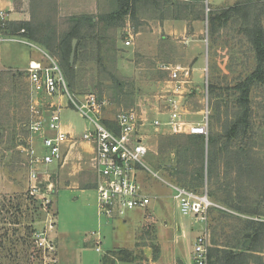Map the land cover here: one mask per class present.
<instances>
[{
    "label": "rangeland",
    "instance_id": "374dc122",
    "mask_svg": "<svg viewBox=\"0 0 264 264\" xmlns=\"http://www.w3.org/2000/svg\"><path fill=\"white\" fill-rule=\"evenodd\" d=\"M263 1L236 0L237 3H248L245 8L252 10L250 19L255 14L254 8L250 5ZM204 2L210 6L213 4V0H204ZM57 3L58 0H42L40 9H37L36 15H32L30 20L32 25L33 23H43L44 29L50 21L49 27L55 32L57 31L59 37L70 29L72 23L68 21L71 15L68 16L67 11L64 10V13L61 14L57 7L58 14L56 15L49 7ZM3 4L4 2H0V10L2 11L6 10ZM206 9L205 12L208 13ZM251 10L248 9L247 11ZM104 12L107 11H101V13ZM9 14L11 13L8 12ZM153 14V12L147 11L143 5H139L137 20L131 21L129 17H126V25L123 29L117 31L110 29L107 32L99 30V33L104 35V39L99 43L91 38L88 39V45L83 51H85L84 53L88 51L89 58L91 54L96 57L101 51L103 63L107 65L109 60L107 57L116 55L115 77L121 82L119 85L105 79L100 80L97 77L99 69L97 64L85 61L81 65L80 62L77 63L75 87L71 91L59 59L53 57L50 52L27 40H23L24 43L11 41L0 43V138L6 150L4 166L6 189H9L10 194L15 196V200L9 201L4 207L6 213H11L8 215L7 224L0 231L1 264H41L38 256L37 259L33 257L37 253L32 243V237L33 232L46 227L45 221L48 217H46L45 211H49L50 214L54 212V216H56L52 237L55 238V233H57V242L55 238L57 264H100L101 258L110 249L124 245L123 241L126 244L123 250L129 251L133 263L120 262L118 264H162L157 261L153 263L151 260L158 253V234H163V225H167V228L171 229H175L176 225L183 229L190 228V225L193 226V231L188 238H181L179 232L178 234L175 233L182 243L187 244L199 234L202 227L194 223L193 219L182 216L177 203L172 198L174 191L170 185L175 182L167 176V173L164 175L161 171L164 169L171 170L173 166L170 165V162H161L162 157L175 158V152H160L161 144L165 138L187 136V134L173 133L169 127H162L159 130L154 129L151 125L156 117L159 118L155 109L156 96L169 93L167 91H170L172 87V85L169 88L164 87L163 82L170 77L169 72L163 71L161 68L163 65L169 67L170 65H179L188 71V83L185 85L184 99H182L186 117L195 121L201 120L202 111L207 102L210 125L213 104L209 93L210 83L216 87L233 84L241 74H246L252 70L254 54L245 44L242 33L246 21L240 12L235 14L236 17L232 18L225 29H221L214 39L210 40L212 42V44L210 42V46H212L210 52L209 48L207 51H202V53L204 52L203 56L199 55V51H195L198 43L194 36L187 35L190 37L173 39L163 35L162 38L161 31L153 28L155 23V20L151 19ZM261 21L264 27V18ZM137 23H139L140 34L135 37L131 26H135ZM179 23L173 22V30H175L176 36L182 34L183 26ZM193 24L194 22L191 23V27ZM167 25L172 26V24ZM164 29L166 35L172 36L170 26H166ZM208 35L206 23H201L200 37L205 40V43H207ZM128 39L132 43L125 46L124 42ZM37 48L46 53L58 65L70 93L77 97L94 93L99 98L105 99L107 103L105 116L109 120L119 110L132 108L139 111L142 120L147 118L141 128V133H147L148 154L143 159V164L147 170L142 169L138 174L141 190L150 198V204L146 209L133 210L125 218H116L118 220L108 219L107 221V219L99 217L97 215L95 189L93 187L75 188L74 183L77 180L81 187L84 184L93 185V176L87 169L78 174L74 173L75 161H71L72 165L69 164L62 169H59L56 164H51L48 168L41 165L37 166L40 175L47 169L48 179H44V175L40 178L41 190L39 195L28 199L23 196L27 172L24 157L17 150V146L24 144L25 139L27 140L30 136L27 129L29 107L34 104L38 105L46 113L50 99L39 94L31 95L26 72L21 73L13 70L22 69L33 56L38 58L40 54ZM30 53L32 56L29 58ZM184 59H186L185 62ZM193 59L196 61L193 62ZM42 62L48 63L45 56ZM109 63L111 64V61ZM6 67L13 69L2 71L7 70ZM262 99L258 92L254 93L256 123L263 130L264 109H261ZM63 105L60 112L62 128L70 127L75 137L84 143L81 136L84 131H92L91 124L69 107L66 96L63 97ZM49 132L35 134L33 138L35 141L37 139L41 141L42 136L49 135ZM176 141L180 142L181 140ZM204 141L206 142L205 139ZM35 150L39 155L44 153L41 143L35 145ZM156 167L160 169H156ZM207 188V184L204 182L203 191L195 189L194 192L202 194L209 191ZM46 199L50 201L49 205L46 204ZM210 201L213 202L211 199ZM214 204L219 206L217 203ZM97 240L100 241L99 246H96ZM163 245H165L164 242ZM97 247H99V251H96ZM168 257L169 254L167 253L165 258ZM185 262L186 264H195L188 255L185 257Z\"/></svg>",
    "mask_w": 264,
    "mask_h": 264
},
{
    "label": "trees",
    "instance_id": "16d2710c",
    "mask_svg": "<svg viewBox=\"0 0 264 264\" xmlns=\"http://www.w3.org/2000/svg\"><path fill=\"white\" fill-rule=\"evenodd\" d=\"M115 2V7L104 13L69 17L68 21L72 25L59 37L57 31L49 27L50 21L44 29L43 23L32 25L31 20L6 21L2 35L36 43L59 59L72 91L77 63L81 65L85 61L97 64V77L100 80L105 79L116 85L121 83L115 77V54L107 57L109 60L105 65L101 51L96 57L91 54L89 58L88 51L84 53L83 50L89 38L98 43L104 39L99 30L107 32L110 29H123L126 17L131 21L137 20L139 5L154 13L151 19L160 23L165 20L183 21L187 23L189 31L192 22L206 19L209 52L212 47L210 40L240 12L246 21L242 33L244 41L254 54L253 68L225 87L210 83L209 93L213 104L207 141L196 135L166 137L160 152H175V158L162 157L161 162H170L173 166L171 170L161 171L164 175L167 173L174 184L193 192L195 189L203 191L206 182L209 200L221 207H213L208 211L209 247L206 264H264V129H260L261 126L258 127L256 123L253 101L254 93L258 92L263 98L261 109H264V27L261 21L264 18V1L250 5L255 13L251 19V8H245L248 3L236 2L231 7L206 13L201 0ZM40 7L31 9V14L36 15ZM49 7L58 14L57 4ZM138 26L139 23L131 26L135 34L140 32ZM74 39L77 40V46L71 64L69 55ZM104 124L111 127L109 120H104ZM175 140H181V143ZM246 240H250V244L242 249ZM130 256L129 251L113 250L101 258L100 264H116L117 261L133 263Z\"/></svg>",
    "mask_w": 264,
    "mask_h": 264
},
{
    "label": "built area",
    "instance_id": "2783aa9c",
    "mask_svg": "<svg viewBox=\"0 0 264 264\" xmlns=\"http://www.w3.org/2000/svg\"><path fill=\"white\" fill-rule=\"evenodd\" d=\"M6 21V14L0 10V43L3 41L24 43V39L19 37L2 35ZM131 43L128 39L124 45L129 46ZM42 54L48 63L30 61L26 68L29 92L31 95H43L51 102H49L46 113L38 105L34 104L29 107L27 129L30 136L27 140L25 139L24 144L17 146V150L24 157L27 172L23 196L28 199L39 195L40 178L44 175L45 179H48L47 171L40 175L37 166L48 168L51 164L62 166L65 162L62 147L70 137L62 128L60 112L63 109L61 100L66 96L69 107L88 120L92 126V131H84L81 139L94 146L93 170L97 215L107 220L122 219L133 210L146 209L150 204V198L142 192L138 174L142 169L147 170L143 164V159L148 154L147 133H141V128L147 118L142 120L139 111L135 108L119 110L111 120L105 118L107 108L105 99L99 98L94 93H88L82 97L70 93L58 65L46 53L42 52ZM161 70L169 72V81L173 83V87L169 93L156 96L157 114H166L167 117H156L151 125L154 129L169 127L173 133L196 135L207 141L209 136L207 102L199 121L187 119L183 108L182 99H184L185 85L188 83V71L165 65ZM104 120H109L111 127L106 126ZM45 131H50L53 135L42 136L41 146L44 153L39 155L33 144V135L43 134ZM5 154L6 150L0 138V231L7 224L8 215L11 213H6L4 207L9 201L15 200V196L10 194L9 189H6ZM170 186L174 191L172 198L177 203L182 216L193 219L194 223L202 227L193 243L192 260L195 264H206L209 247L208 211L213 207H220L209 200L206 191L198 194L174 183ZM46 204H50L47 199ZM45 213L48 217L45 221L46 227L33 232L32 243L37 253L33 257L37 259L38 256L41 264H57V243L52 237L56 224L55 214L54 212L50 214L49 211ZM97 245H100L99 240L96 241ZM96 251H99V247Z\"/></svg>",
    "mask_w": 264,
    "mask_h": 264
},
{
    "label": "crops",
    "instance_id": "0c3cea01",
    "mask_svg": "<svg viewBox=\"0 0 264 264\" xmlns=\"http://www.w3.org/2000/svg\"><path fill=\"white\" fill-rule=\"evenodd\" d=\"M205 7L207 8L206 10L208 11H214V10H221L224 8H228L233 6L236 3V0H213L212 6L207 5L204 0H201ZM0 2H4V10L3 12L6 14V20L7 21H12V22H25V21H30L31 18V9L37 8L42 4V0H0ZM57 7L59 8V12L62 14L64 13V10L67 11L68 16H78V15H93L97 13H101V11H110L115 7V0H58ZM6 11V12H5ZM207 11V12H208ZM8 12L12 14L8 15ZM173 22H180L179 24H182V34L179 36H176L175 30H173ZM206 23V29H207V20L205 19L204 21H195L193 24V27L190 28L187 26L186 22L183 21H174V20H165L162 23L155 21L153 24V28H157L159 32L161 31V37L163 38V35L165 37H172L173 39H179V37H190L194 36L196 37L195 41H197L198 45H196V50L199 51V55L203 56L204 52L202 51H207L208 50V39L207 43H205V40H203L200 37V28H201V23ZM167 24H172L167 25ZM170 26L172 36L166 35L164 32V27ZM180 26V25H179ZM193 30V31H192ZM170 33V32H169ZM140 33L134 34V36H138ZM190 35V36H187ZM133 36V37H134ZM132 39V36L130 37ZM180 41V40H179ZM184 44V42H182ZM39 52V57L33 58L31 57V53L29 54V58L31 59L28 60L27 64L20 70H13V71H18V72H26V68L29 64L30 61H41L44 59V55L42 54L41 50L37 48ZM43 56V57H42ZM185 58V57H184ZM193 56L191 57V59ZM187 59V58H186ZM184 59V62L185 60ZM190 59V60H191ZM195 59H193L194 62ZM196 61V60H195ZM189 62V61H188ZM170 67L175 68L181 66L175 65ZM7 70H2V71H9L12 70V67H6ZM164 87L169 88L171 85L173 87V83L168 80L164 81ZM171 87V89H172ZM171 91V90H170ZM169 92V91H167ZM51 102V101H50ZM62 106L63 105V99L61 100ZM72 109V108H71ZM73 110V109H72ZM160 118H166V114H160L158 115ZM64 131L69 134V141H67L63 147L62 150L65 154V162L62 166H58L59 169L66 167L67 165L71 164V161H75L73 165V169L75 170L74 173L78 174L83 172L84 170L90 171V173L93 176V185L91 186L90 184H84L83 187L79 185V181H75L74 185L75 188H88V187H93L95 189V174H94V146L92 143H88L85 141H82L84 143H81L79 139H77L73 133V130L70 127H64ZM50 136L53 135L52 132H49ZM47 134V136H49ZM42 139V138H41ZM37 139L36 141L33 138V144L39 145L41 141ZM92 144V145H91ZM93 146V147H92ZM42 147V146H41ZM43 149V148H42ZM90 156V157H89ZM72 165V164H71ZM69 167V166H68ZM47 171V169H45ZM92 170V171H91ZM45 179V177H43ZM69 185V183H68ZM207 192V191H206ZM56 218V216H55ZM118 220V219H116ZM156 220V219H155ZM108 221V220H107ZM188 223V222H187ZM190 224V223H189ZM164 230L162 231L163 234H158L159 238V249L158 253L156 255V258L154 259L152 257L153 263L154 262H161L162 264H171V263H177L180 262L181 264H186L185 262V257L188 255L192 258V246L196 238L193 240H190L187 244L180 242L178 239V232L181 235V238H188L191 234V231H193V226L190 225V228L183 229L181 226L176 225L175 229L167 228V225H163ZM155 229L157 230V227L155 226ZM56 232V231H55ZM177 233V234H175ZM57 233H55V238L57 242ZM172 238V239H170ZM134 239V238H133ZM135 242V240H133ZM165 243V245L162 246V243ZM124 245H121L118 248H113L110 249V251L113 250H123L124 247H126L125 242L123 241ZM132 243V241H131ZM130 245V244H128ZM128 251L127 249H124ZM109 251V252H110ZM108 252V253H109ZM107 253V254H108ZM169 254V257L166 259L165 255ZM105 254V255H107ZM148 254V253H147ZM104 255V256H105ZM120 263L119 261L116 262V264Z\"/></svg>",
    "mask_w": 264,
    "mask_h": 264
},
{
    "label": "water",
    "instance_id": "95a60500",
    "mask_svg": "<svg viewBox=\"0 0 264 264\" xmlns=\"http://www.w3.org/2000/svg\"><path fill=\"white\" fill-rule=\"evenodd\" d=\"M76 39H74L72 41V47H71V53H70V63H73V59H74V54H75V49H76ZM250 244V240H246L245 242H243L242 244V248H246L248 245Z\"/></svg>",
    "mask_w": 264,
    "mask_h": 264
}]
</instances>
